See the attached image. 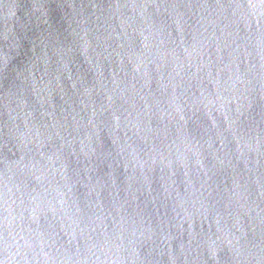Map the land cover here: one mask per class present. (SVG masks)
Masks as SVG:
<instances>
[{
	"label": "water",
	"instance_id": "95a60500",
	"mask_svg": "<svg viewBox=\"0 0 264 264\" xmlns=\"http://www.w3.org/2000/svg\"><path fill=\"white\" fill-rule=\"evenodd\" d=\"M0 264H264V0H0Z\"/></svg>",
	"mask_w": 264,
	"mask_h": 264
}]
</instances>
